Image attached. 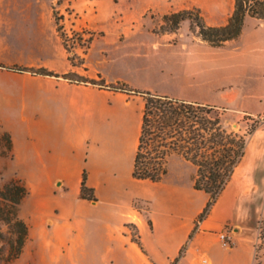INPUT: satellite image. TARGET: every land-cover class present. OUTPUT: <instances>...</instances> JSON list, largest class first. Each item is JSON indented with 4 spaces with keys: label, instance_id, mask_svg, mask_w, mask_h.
I'll use <instances>...</instances> for the list:
<instances>
[{
    "label": "crops",
    "instance_id": "crops-1",
    "mask_svg": "<svg viewBox=\"0 0 264 264\" xmlns=\"http://www.w3.org/2000/svg\"><path fill=\"white\" fill-rule=\"evenodd\" d=\"M6 3L0 0V63L95 79L97 74L82 68L84 64H73L63 47L46 39L47 20L41 12L25 16L6 10ZM38 4L28 3L34 8ZM120 35L108 46L112 51L128 49L126 55L173 68L176 92L158 93L264 114V20L247 15L241 34L220 47L196 36L179 45L158 46L155 55L132 56V38L125 42ZM14 40L43 44L50 60H24ZM166 51L179 57L169 59ZM10 55L14 58L6 60ZM103 72L102 86L33 75L47 88L37 91L36 99L33 93L20 99L13 95L17 85L4 80L12 72L0 67V130L11 138V164L29 192L20 207L29 234L12 264H252L249 242L236 227H255L258 213L264 218V129L249 135L228 184L194 230L208 197L192 188V179L197 197L189 215L195 169L187 160L169 157L167 175L159 182L132 177L144 109L140 92L153 90ZM114 83H123L125 90L111 88ZM83 171L96 201L80 196ZM136 201L147 203V214L135 207ZM128 224L136 229L139 244ZM223 229L233 233L229 246L219 237Z\"/></svg>",
    "mask_w": 264,
    "mask_h": 264
},
{
    "label": "rangeland",
    "instance_id": "rangeland-1",
    "mask_svg": "<svg viewBox=\"0 0 264 264\" xmlns=\"http://www.w3.org/2000/svg\"><path fill=\"white\" fill-rule=\"evenodd\" d=\"M31 1H38V8L30 7L28 3ZM192 7L198 8L204 22L213 26L219 23L222 17L227 19L231 15L233 0H7L5 5L6 10L20 11L25 16L37 9L47 20V23L44 21L43 26L44 29H48L46 39L52 41L54 45L63 47L73 64H84L82 68L89 70L90 74H97L95 79L71 77L76 78L73 80L79 83L91 84L94 81L104 84L100 79V73L104 71L103 73L109 77L123 76L135 85L148 86L156 94H160L157 91L176 92L177 89L172 82L175 74L173 68L170 66L161 68L145 59L126 55L128 49L112 51V48L110 49L108 46L117 42L115 38L118 32L121 34L119 37L122 41L126 42L130 37L132 38V56L151 53L155 55L158 46L167 43L179 45L186 38H191L194 41L198 34L197 27L192 21L185 19L179 23L175 31H171L164 30L161 19L167 13H175ZM192 16L195 18V14ZM8 17L10 16L8 15ZM50 24L54 27L53 31L50 29ZM249 28L250 26H247V29ZM13 43L15 49L20 50L23 54L24 60L30 56L34 60L47 62L51 58L50 50L45 49L43 44L42 46H31L24 44L22 40H14ZM167 52H165L166 57L169 59L175 61L179 57L177 54L173 55ZM13 58L11 55L5 57L6 60ZM217 59L219 60L220 57ZM14 65L23 66L21 64ZM7 70L12 72V75L5 76L4 80H9L17 85L13 95L20 99L29 97L30 93H33V97L36 99V92L47 88L42 82L33 80V74ZM111 85L124 88L123 83ZM219 111H221L224 120L230 123L227 126L233 130L243 132L252 126L264 129V114H246L235 109H228V107L219 108ZM231 124H236L237 127L233 128ZM5 144V139L1 137L0 152L5 151ZM10 159L11 157L0 153V182L17 177L15 167L11 164ZM193 176L194 173H191L189 215L194 209V201L197 197L192 194ZM134 205L147 214L146 202L136 201ZM260 221L262 222V243L258 244L255 251L253 243L256 241V226L236 227V230H240V235L249 242L253 254L252 264H264V218L261 213H258L254 224L256 222L258 225ZM128 227L132 239H137L136 229L131 224H128ZM228 231L231 233L230 229Z\"/></svg>",
    "mask_w": 264,
    "mask_h": 264
},
{
    "label": "trees",
    "instance_id": "trees-1",
    "mask_svg": "<svg viewBox=\"0 0 264 264\" xmlns=\"http://www.w3.org/2000/svg\"><path fill=\"white\" fill-rule=\"evenodd\" d=\"M192 14H195V18ZM247 15L264 20V0H233L231 15L219 26L206 24L200 10L193 7L167 13L161 19L164 30L171 31H175L181 21L188 19L197 27V34L202 41L211 47H220L241 34L243 19ZM0 67L33 75L60 76L42 67H6L1 63ZM60 77L69 80L82 79L73 74ZM91 84L103 85L94 81ZM110 87L125 90L113 85ZM140 93L144 97V109L132 177L159 182L167 175L169 157L175 155L187 160L195 169L192 188L208 197L194 224L195 230L228 184L233 168L243 156L247 139L256 127L252 126L243 132L233 130L225 123L219 107L172 98L152 91ZM1 137L6 144L5 151L0 153L12 157L10 136L2 132ZM85 183L86 173L83 171L80 196L96 201L93 189ZM28 193L19 177L0 182V264H12L21 255L28 238V225L20 216L21 203ZM133 240L139 244L138 238Z\"/></svg>",
    "mask_w": 264,
    "mask_h": 264
},
{
    "label": "built area",
    "instance_id": "built-area-1",
    "mask_svg": "<svg viewBox=\"0 0 264 264\" xmlns=\"http://www.w3.org/2000/svg\"><path fill=\"white\" fill-rule=\"evenodd\" d=\"M256 241L255 243H253V249L254 251L256 250L258 244L262 243V238H261V233H262V222L260 221L258 225H256ZM229 231L228 229H223L220 233H219V237L220 239L223 241V244L225 246H229L232 243L231 237L229 235Z\"/></svg>",
    "mask_w": 264,
    "mask_h": 264
},
{
    "label": "water",
    "instance_id": "water-1",
    "mask_svg": "<svg viewBox=\"0 0 264 264\" xmlns=\"http://www.w3.org/2000/svg\"><path fill=\"white\" fill-rule=\"evenodd\" d=\"M225 123L227 124V125H229L230 123L227 121V120H225ZM231 126L234 128V127H237V125L236 124H231Z\"/></svg>",
    "mask_w": 264,
    "mask_h": 264
}]
</instances>
